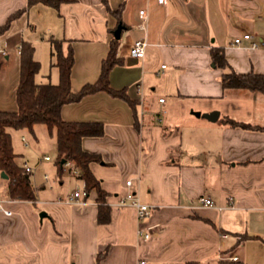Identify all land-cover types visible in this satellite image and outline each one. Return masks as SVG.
I'll return each instance as SVG.
<instances>
[{
  "label": "crops",
  "instance_id": "1",
  "mask_svg": "<svg viewBox=\"0 0 264 264\" xmlns=\"http://www.w3.org/2000/svg\"><path fill=\"white\" fill-rule=\"evenodd\" d=\"M52 1L58 7L0 0V27L13 17L0 38L8 44L0 58V111L17 110L22 41L33 44L41 63L40 40L50 56L49 39L64 40V54L73 51L77 92L98 80L121 18V63L110 83L126 99L99 92L62 109L65 121L104 125V135L84 138L82 147L101 157L90 169L107 192L110 221L98 222L95 191L84 203L66 202L85 189L71 164L62 174L55 162L53 173L44 172L48 155L33 168L15 151L32 169L37 198L10 200L0 176V203L11 212L0 210V264H251L253 258L264 264V93L224 90L229 69L216 67L211 55L223 48L235 73L264 76V0ZM119 9V18L110 12ZM245 34L251 39L233 45ZM138 40L147 43L139 60L129 54ZM53 68L54 78L38 74L37 82L58 84ZM213 111L220 113L216 122L193 114ZM129 191L153 208L149 218L119 206ZM201 197L214 206H204ZM140 229L150 239L139 237Z\"/></svg>",
  "mask_w": 264,
  "mask_h": 264
},
{
  "label": "trees",
  "instance_id": "2",
  "mask_svg": "<svg viewBox=\"0 0 264 264\" xmlns=\"http://www.w3.org/2000/svg\"><path fill=\"white\" fill-rule=\"evenodd\" d=\"M41 2L46 5L58 7L52 0H29V5ZM118 16L121 9L112 12ZM17 16V15H16ZM13 17L0 27V38L4 37L9 30ZM119 24L122 31L121 18ZM52 47V66L59 70L58 84L39 83L36 80L41 71V63L34 57L35 48L32 43L22 41L20 46V78L16 90V111H0V173L4 172L7 179H4L5 193L10 200L35 201L37 189L31 181V172H28L24 165L19 163L20 156L15 152L11 131H27L35 135L37 126H44L50 135L56 137L57 159L55 165L59 174H62L63 161L70 163L77 171V179L81 180L88 193L95 191L97 194L96 203L98 206V222L106 224L110 221L109 206L107 204V192L102 188L90 169L94 162H101L98 154L83 149L82 141L87 137H102L104 125L99 122H71L62 118V109L72 103L81 101L89 95L99 92H106L113 97L126 99L124 90H115L110 83V72L112 68L121 63L117 57L119 40L112 39L111 49L108 57L102 62L101 74L95 83H89L80 91L72 88V69L74 66L73 51L68 54L63 52L64 40L55 38L49 39ZM212 59L216 67L229 69L222 76L224 90L245 89L264 93V76L254 72L246 74L235 73L227 62L223 48H214L211 51ZM234 127L245 129L253 128L250 124L235 122L230 119L224 120ZM101 254L97 260L101 259Z\"/></svg>",
  "mask_w": 264,
  "mask_h": 264
},
{
  "label": "built area",
  "instance_id": "3",
  "mask_svg": "<svg viewBox=\"0 0 264 264\" xmlns=\"http://www.w3.org/2000/svg\"><path fill=\"white\" fill-rule=\"evenodd\" d=\"M140 16L142 18H145V12L142 11L140 13ZM250 34H245L243 37L236 38L233 42V45L235 46H240L243 40H250L251 39ZM7 42L6 40L2 39L0 40V58H3L7 55ZM147 46V43L144 40H138L136 41L130 48V56L134 59H141L145 55V48ZM257 44L253 43V47H256ZM20 51V49H19ZM160 102L163 103L164 99H160ZM23 142L26 146H28V142L26 141L25 138H23ZM44 160L49 161L50 157L46 156L44 157ZM65 166H70V163H66ZM25 168L28 172H31L32 169L29 168L27 165H25ZM74 173H77V171L72 170ZM45 178H48V175L45 176ZM127 187L132 186V181L129 180L126 182ZM89 197V193L86 191V189L80 190L77 189L73 191L66 199V202L68 203H84V201ZM200 202L206 206V207H213L214 202L209 198V197H201ZM119 206L121 207H132L136 210L138 219H147L152 215L153 208L149 205H146L140 201V199L136 196L135 193L129 191L124 195L122 198L119 199L118 201ZM0 210H3L5 214L10 215L11 212L8 210H5L2 208V205L0 203ZM138 236L143 237L144 239H150L151 233L147 232L144 233L141 229L138 230ZM231 261H238V257L234 256L230 258ZM140 264H145L144 261L140 262Z\"/></svg>",
  "mask_w": 264,
  "mask_h": 264
},
{
  "label": "rangeland",
  "instance_id": "4",
  "mask_svg": "<svg viewBox=\"0 0 264 264\" xmlns=\"http://www.w3.org/2000/svg\"><path fill=\"white\" fill-rule=\"evenodd\" d=\"M43 28V27H42ZM38 35L41 37L43 36V33H39ZM44 44H43V43ZM40 46H38L40 57L43 61H41V71L39 73V77L41 78L42 75H45L47 80H50L48 76L52 75V77H55L56 70L51 65V56L50 51L48 48L47 42L44 40H40ZM236 122V121H235ZM12 138H13V146L15 151L18 154H23L25 160L28 161L30 166L35 168L36 163L38 164L39 160L44 156L48 155L52 159L49 164L45 162V164L40 167V171L43 170L44 172L53 173L50 166H53V163L57 159V150H56V137L54 135H50V133L47 131V129L44 126H39L35 130L36 138L33 135L22 133V131H11ZM25 136L27 139V142L29 143V146L24 145L22 141V136ZM1 176V174H0ZM251 264H255V258L250 260Z\"/></svg>",
  "mask_w": 264,
  "mask_h": 264
},
{
  "label": "water",
  "instance_id": "5",
  "mask_svg": "<svg viewBox=\"0 0 264 264\" xmlns=\"http://www.w3.org/2000/svg\"><path fill=\"white\" fill-rule=\"evenodd\" d=\"M121 31H122V27L121 26H119L115 30V32H114L115 39H117V40L120 39V37H121ZM193 114L196 117H202V118H204V119H206V120H208L210 122H216L218 120L219 116H220V113L218 111H213L211 113H204V114H202L200 112H193ZM63 164H66V162L63 161ZM1 177L3 179H7V175L4 172L1 173ZM40 216L41 217H44V213H42Z\"/></svg>",
  "mask_w": 264,
  "mask_h": 264
}]
</instances>
